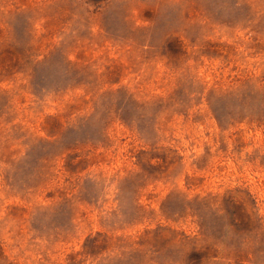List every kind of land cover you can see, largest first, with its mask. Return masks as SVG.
<instances>
[{"label":"rangeland","instance_id":"374dc122","mask_svg":"<svg viewBox=\"0 0 264 264\" xmlns=\"http://www.w3.org/2000/svg\"><path fill=\"white\" fill-rule=\"evenodd\" d=\"M0 264H264V0H0Z\"/></svg>","mask_w":264,"mask_h":264}]
</instances>
